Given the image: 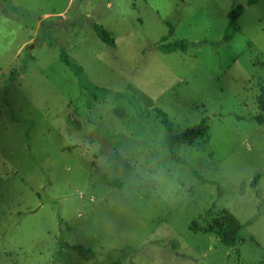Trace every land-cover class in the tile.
I'll list each match as a JSON object with an SVG mask.
<instances>
[{
  "label": "rangeland",
  "instance_id": "rangeland-1",
  "mask_svg": "<svg viewBox=\"0 0 264 264\" xmlns=\"http://www.w3.org/2000/svg\"><path fill=\"white\" fill-rule=\"evenodd\" d=\"M248 1L0 0V264H264V0ZM165 22L185 53L158 50ZM158 110L176 134L208 120L180 162ZM223 210L237 252L189 230Z\"/></svg>",
  "mask_w": 264,
  "mask_h": 264
},
{
  "label": "trees",
  "instance_id": "trees-1",
  "mask_svg": "<svg viewBox=\"0 0 264 264\" xmlns=\"http://www.w3.org/2000/svg\"><path fill=\"white\" fill-rule=\"evenodd\" d=\"M256 2L257 0H250L248 1L247 5L251 6L254 5ZM243 13H244V6L237 4L227 15L228 27L226 30L227 31L225 37L226 40L231 38L233 33L232 29H235V27L237 26V22ZM165 24L168 26V33L160 39V45L158 46V50L164 54L178 52V51L185 53L188 48V43L185 40H178V41L166 43L167 41H169L170 38L173 37L175 28L170 22H165ZM93 29L100 41H102L104 44L108 46L115 47L114 38L102 25L94 24ZM61 59L66 66H69L73 71L76 72V74L80 76V83L83 88L96 89L88 84V81L85 79L83 75V70L75 66L73 63H71V61L69 60L68 56L65 53H62ZM257 109L259 111V115L252 117L251 120L261 125L264 123V88L261 90V93L257 98ZM157 114L161 117V123L163 124L167 132L166 146L168 153L170 155V158L176 162H180V159L177 155V149L181 145L193 146L197 140L204 139L210 131L208 120L204 118L199 122V124L192 126L181 133L176 134L174 133V127L173 124L170 122L168 115L162 110H158ZM197 178L203 184L216 185L212 181L199 178L198 176ZM258 180H259V176L255 177V179L252 181V188L254 189L256 188ZM223 194H224L223 188L219 187L217 198L221 199ZM257 197H259L258 193H257ZM208 215L212 217L211 210L208 211ZM244 228L245 226L242 225L234 217V215H232L227 210L221 211L218 214V216L212 219L211 223L207 227H201L197 222H193L189 226L190 232L195 234L196 233L214 234L224 246L230 249H234L236 250V252L238 251L237 246L243 242L242 231ZM66 247L70 248L75 253H77L82 259L87 261L93 259L97 254L92 249H88L82 245L71 246L67 244Z\"/></svg>",
  "mask_w": 264,
  "mask_h": 264
}]
</instances>
